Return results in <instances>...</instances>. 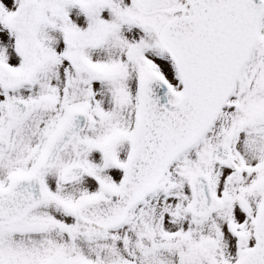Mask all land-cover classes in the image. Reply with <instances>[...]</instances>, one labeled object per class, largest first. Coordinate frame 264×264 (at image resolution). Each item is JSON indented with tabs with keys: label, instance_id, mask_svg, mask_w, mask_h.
Returning a JSON list of instances; mask_svg holds the SVG:
<instances>
[{
	"label": "snow or ice",
	"instance_id": "snow-or-ice-1",
	"mask_svg": "<svg viewBox=\"0 0 264 264\" xmlns=\"http://www.w3.org/2000/svg\"><path fill=\"white\" fill-rule=\"evenodd\" d=\"M0 264H264V0H0Z\"/></svg>",
	"mask_w": 264,
	"mask_h": 264
}]
</instances>
